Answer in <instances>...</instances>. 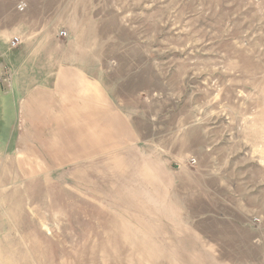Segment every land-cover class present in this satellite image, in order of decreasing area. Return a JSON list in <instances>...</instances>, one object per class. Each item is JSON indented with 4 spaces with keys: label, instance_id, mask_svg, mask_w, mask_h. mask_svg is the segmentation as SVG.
Returning a JSON list of instances; mask_svg holds the SVG:
<instances>
[{
    "label": "rangeland",
    "instance_id": "rangeland-1",
    "mask_svg": "<svg viewBox=\"0 0 264 264\" xmlns=\"http://www.w3.org/2000/svg\"><path fill=\"white\" fill-rule=\"evenodd\" d=\"M56 52L99 111L0 105V264H264V0H0V85Z\"/></svg>",
    "mask_w": 264,
    "mask_h": 264
},
{
    "label": "crops",
    "instance_id": "crops-1",
    "mask_svg": "<svg viewBox=\"0 0 264 264\" xmlns=\"http://www.w3.org/2000/svg\"><path fill=\"white\" fill-rule=\"evenodd\" d=\"M58 36V35H57ZM14 38H17L19 43L18 45H16L15 47H11L10 44L7 45L6 47V55L9 56V60L12 59V54L15 55H19L21 52L25 51L26 48H28L27 45L22 46V44L25 42L24 39H20V37H13L11 41L14 40ZM60 41L63 40L62 38H60L59 36L57 37ZM57 39V40H58ZM10 41V43H11ZM5 51V50H3ZM53 51V50H52ZM47 56V58L49 59L50 64L46 65V68H44V70H46L47 73H54L56 74V77L54 78V82H52V86L49 85H32L30 88L29 86H27V84L24 81H21V77H18V74H23V73H27V67L23 66L24 60L22 59V66H15V70L12 72V77H13V81L11 80L10 84L8 86L6 85H0V101H3L0 103L1 106H7L9 109V114L11 116H15L16 119L15 120H22V116L24 114V112L26 113V106L28 107H33L34 105H37L38 102L37 100H39L40 102L42 100L46 101V102H50L55 101L58 99H71L72 101L74 100V102H72V104L75 103V101H79L80 98L83 100H87L88 103L87 105L92 106V101L96 99V104L94 103L93 106L95 107V110L93 111L94 113H92L91 115L96 116L97 112L99 111L96 107L97 103H100L101 99V94L98 95V93L94 90L89 89V85L86 83H79L80 81L78 80L79 78H81L80 74L75 73V72H71L70 75L75 74V77H71V83H70V87L67 89L68 92L67 93H62L63 88H61V85H64V80H65V73L64 71H61L59 69H56V66L59 64V62L57 61V58L61 57L59 56L58 52H56L55 54L51 55L45 53ZM5 55V56H6ZM50 56V58H49ZM63 57V56H62ZM10 62H12V60H10ZM17 63H19L18 61H16L15 65H17ZM42 71V69H41ZM40 71V72H41ZM44 72V71H43ZM48 84V83H47ZM84 90L85 93L84 94H80V91ZM80 96V98H79ZM99 98V99H98ZM56 103V102H55ZM13 107V110H12ZM23 107H25V109H23ZM29 111L31 112V109H29ZM85 112L89 113V109L85 110ZM48 113V112H47ZM77 113V111H76ZM52 115V114H51ZM57 116V114H55ZM53 116V115H52ZM55 118V117H53ZM97 117H95L94 120H96ZM36 120L39 118H35ZM81 118L80 117H73L71 120L72 122L74 121H79ZM86 120H90L93 121V118L91 116H86V118H84ZM77 136V142L78 145H80V139H79V134L76 135ZM12 139V138H11ZM11 140L4 142L2 140H0V150L1 151H7L8 149L12 148L11 145ZM78 151L80 152V150L78 149Z\"/></svg>",
    "mask_w": 264,
    "mask_h": 264
},
{
    "label": "built area",
    "instance_id": "built-area-1",
    "mask_svg": "<svg viewBox=\"0 0 264 264\" xmlns=\"http://www.w3.org/2000/svg\"><path fill=\"white\" fill-rule=\"evenodd\" d=\"M19 9H20V10H23V6L20 5V6H19ZM59 36H60V37H66V33H65V32H60V33H59ZM18 43H19L18 39H17V38H14V40L11 41L10 45H11V47H15L16 45H18ZM190 163H191V164H195V160H194V159H191V160H190Z\"/></svg>",
    "mask_w": 264,
    "mask_h": 264
}]
</instances>
